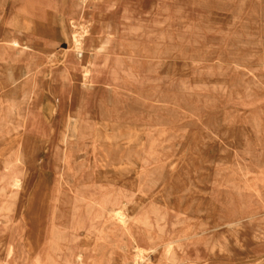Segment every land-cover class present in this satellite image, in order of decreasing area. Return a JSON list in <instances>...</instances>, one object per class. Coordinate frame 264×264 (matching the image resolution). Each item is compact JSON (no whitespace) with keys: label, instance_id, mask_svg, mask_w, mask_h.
Returning a JSON list of instances; mask_svg holds the SVG:
<instances>
[{"label":"rangeland","instance_id":"374dc122","mask_svg":"<svg viewBox=\"0 0 264 264\" xmlns=\"http://www.w3.org/2000/svg\"><path fill=\"white\" fill-rule=\"evenodd\" d=\"M0 209V264H264V0H0Z\"/></svg>","mask_w":264,"mask_h":264},{"label":"bare ground","instance_id":"6f19581e","mask_svg":"<svg viewBox=\"0 0 264 264\" xmlns=\"http://www.w3.org/2000/svg\"><path fill=\"white\" fill-rule=\"evenodd\" d=\"M77 5L80 7V10H83V11H85V7H84V5H83V2L82 3H80V2H77ZM67 38H68V36H67ZM83 38V35H80L77 31H74V33L70 36V40H71V42H72V44L74 45V48L75 49H79L78 51H80L79 52V59L80 58H82L84 55H83V50L79 47V45H81V43H80V41H79V39H82ZM14 43H16V42H14ZM105 43V42H104ZM103 43V44H104ZM107 43V42H106ZM105 43V44H106ZM17 44V43H16ZM101 45V44H100ZM99 46V45H98ZM100 48V47H99ZM82 72H83V77L84 78H86L88 75H89V71H88V69H87V67H86V65L82 68ZM214 136V135H213ZM19 148V147H18ZM17 158V157H16ZM21 180V179H20ZM20 180L17 178V177H14L13 178V180H12V183H13V186H17L18 185V183L20 182ZM155 184V183H154ZM11 186V185H10ZM20 186V185H19ZM18 186V187H19ZM1 210V209H0ZM3 211H5V210H3ZM12 211V210H11ZM11 214V213H10ZM122 213H117V216H119L120 217V219L122 218V215H121ZM2 215V214H1ZM5 215V214H4ZM122 220V219H121ZM124 220V219H123ZM53 225V224H52ZM51 236V235H50ZM218 250V249H217ZM141 251V250H140ZM219 251V250H218ZM224 251V250H223ZM222 251V252H223ZM220 252H221V250H220ZM226 252V251H225ZM229 253V252H228ZM229 255V254H228ZM74 260H75V257H74ZM76 260H77V258H76ZM137 260V259H136ZM80 261V260H79ZM79 263V262H78ZM2 264H4V263H2ZM134 264V263H133Z\"/></svg>","mask_w":264,"mask_h":264}]
</instances>
